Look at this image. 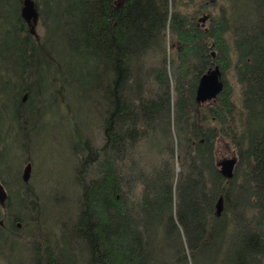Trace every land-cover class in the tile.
I'll list each match as a JSON object with an SVG mask.
<instances>
[{
  "label": "trees",
  "instance_id": "obj_1",
  "mask_svg": "<svg viewBox=\"0 0 264 264\" xmlns=\"http://www.w3.org/2000/svg\"><path fill=\"white\" fill-rule=\"evenodd\" d=\"M33 1L42 38L21 0H0V141L14 128L26 149L35 134L18 133L34 112L51 133L68 117L78 194L71 245L30 215V264H264V0ZM215 68L221 90L198 100ZM221 139L235 151L231 177ZM23 186L1 205L11 223L17 203L39 211Z\"/></svg>",
  "mask_w": 264,
  "mask_h": 264
},
{
  "label": "rangeland",
  "instance_id": "obj_2",
  "mask_svg": "<svg viewBox=\"0 0 264 264\" xmlns=\"http://www.w3.org/2000/svg\"><path fill=\"white\" fill-rule=\"evenodd\" d=\"M30 1L32 2H30L31 9L26 11L27 18L29 21H33L31 27L33 32L42 38L44 29L38 19L34 1ZM180 1L185 2L184 6L180 5ZM202 1L215 2V0H172V3L177 5L180 10H191ZM21 3L25 10L24 0H21ZM231 84L237 92L239 89L237 83L231 79ZM84 102L82 101L79 105L78 115L82 114L80 116H83L85 120L91 121L90 126L83 129L91 143L98 145L102 141V130L99 126L101 123L97 120L98 116L93 112L90 102ZM87 104L91 107H87ZM59 112L62 114L60 107ZM11 114L12 111H7L4 113L3 119H7ZM54 118L51 120L53 133L47 129L50 121L47 122L46 116L37 122V114L34 112L32 116L27 118V121L23 122L18 135L24 138L29 132L32 135L35 134L31 142H25V144L27 143L26 149L23 145L24 142L20 138L18 139L16 135L14 136L16 133L14 128L9 134L4 132L3 136L5 137L2 142L0 141V183L4 187L0 184V192L3 193L4 200L8 195L14 197L15 193L21 196L25 189L23 184H27L31 186L34 192L33 200L36 199V204L39 206V211L34 212L36 208L31 210L30 206L32 205L26 200L23 206L21 203H17L21 211L20 217L17 219L19 224L15 225L16 221L14 223L9 221L10 218H8L6 210L0 202V221H2L0 232L5 229L4 232L7 233L6 235L0 233V264H30L32 241L28 237L29 232L27 230H30L28 220L31 216H33L32 218L34 216L39 218L40 224H38L41 234L54 241L58 247L63 246V238L70 245L75 243L73 236L70 232L68 233V227L73 222L76 213L75 196L78 194V189L73 185L72 179L78 163L71 154L70 120L68 117L63 118V115L61 117L57 115ZM141 152L147 154L151 151L145 148ZM232 158L236 160L235 151L231 144L227 140H219L216 147V161L219 168L221 169L222 162ZM27 165H30V168H27ZM25 171L28 173L26 181L23 178ZM15 177L17 178L14 180ZM1 187L6 192H2ZM34 228L37 231V228Z\"/></svg>",
  "mask_w": 264,
  "mask_h": 264
},
{
  "label": "water",
  "instance_id": "obj_3",
  "mask_svg": "<svg viewBox=\"0 0 264 264\" xmlns=\"http://www.w3.org/2000/svg\"><path fill=\"white\" fill-rule=\"evenodd\" d=\"M30 0H24V3L26 4L25 10H30L31 9V5H30ZM32 3V2H31ZM219 70L217 68H215L214 70L210 71L209 73H206L204 76V79L199 81V86L197 89V99L198 100H205L209 97H215L218 92L221 90L222 88V83L219 82ZM202 76V77H203ZM217 81L218 84H220V87L218 90L211 92V87L209 85H211L214 81ZM209 83V84H208ZM209 95V97H208ZM236 160L235 159H227L224 162H222V167H221V171L222 173L226 176V177H231L232 175V171H233V167L235 165ZM27 168H30V165H27ZM24 180L26 181L28 178V173L25 171L24 175H23ZM3 192V191H2ZM1 193V192H0ZM3 193L0 194V202L3 204L4 201V197H3Z\"/></svg>",
  "mask_w": 264,
  "mask_h": 264
},
{
  "label": "bare ground",
  "instance_id": "obj_4",
  "mask_svg": "<svg viewBox=\"0 0 264 264\" xmlns=\"http://www.w3.org/2000/svg\"><path fill=\"white\" fill-rule=\"evenodd\" d=\"M24 11H25V16L28 17V14L26 13V11H28V10H24ZM207 73H209V72H207ZM205 74H206V73H204L203 75L205 76ZM203 75H202V76H203ZM202 76L200 77V79L202 78L201 80L204 79V76H203V77H202ZM201 80H200V81H201ZM208 84H209V83H208ZM209 86L211 87V89H210L211 92H214V91H216V90L219 89L220 84H218V82L215 80V81H214L211 85H209ZM208 97H209V95H208ZM221 165H222V163H221ZM221 167H222V166H221ZM220 170H221V169H220ZM1 188H2V187H1ZM1 190L3 191V189H1ZM3 192H4V191H3Z\"/></svg>",
  "mask_w": 264,
  "mask_h": 264
},
{
  "label": "flooded vegetation",
  "instance_id": "obj_5",
  "mask_svg": "<svg viewBox=\"0 0 264 264\" xmlns=\"http://www.w3.org/2000/svg\"><path fill=\"white\" fill-rule=\"evenodd\" d=\"M1 184V183H0ZM3 189V188H2ZM3 191L5 192V190L3 189ZM0 223H2V221L0 222Z\"/></svg>",
  "mask_w": 264,
  "mask_h": 264
}]
</instances>
